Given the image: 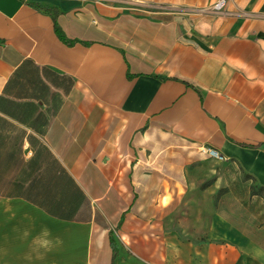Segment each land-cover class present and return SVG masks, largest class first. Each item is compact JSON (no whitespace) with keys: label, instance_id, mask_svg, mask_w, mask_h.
Returning a JSON list of instances; mask_svg holds the SVG:
<instances>
[{"label":"crops","instance_id":"crops-1","mask_svg":"<svg viewBox=\"0 0 264 264\" xmlns=\"http://www.w3.org/2000/svg\"><path fill=\"white\" fill-rule=\"evenodd\" d=\"M217 1L0 0V264H264L142 164L163 132L264 186V0Z\"/></svg>","mask_w":264,"mask_h":264},{"label":"rangeland","instance_id":"rangeland-1","mask_svg":"<svg viewBox=\"0 0 264 264\" xmlns=\"http://www.w3.org/2000/svg\"><path fill=\"white\" fill-rule=\"evenodd\" d=\"M163 134L146 140L142 164L146 176L154 171L160 181L175 183L172 211L178 231L188 236L195 234L190 229L191 216H198L200 210L205 214L219 212L264 247V190L255 178L233 160L210 156L203 148L165 149Z\"/></svg>","mask_w":264,"mask_h":264},{"label":"built area","instance_id":"built-area-1","mask_svg":"<svg viewBox=\"0 0 264 264\" xmlns=\"http://www.w3.org/2000/svg\"><path fill=\"white\" fill-rule=\"evenodd\" d=\"M228 0H218L215 4V9L222 10L227 5ZM203 152L208 153L213 157L224 158L216 148H203Z\"/></svg>","mask_w":264,"mask_h":264},{"label":"trees","instance_id":"trees-1","mask_svg":"<svg viewBox=\"0 0 264 264\" xmlns=\"http://www.w3.org/2000/svg\"><path fill=\"white\" fill-rule=\"evenodd\" d=\"M257 184H258V183H257ZM258 185H259V184H258ZM259 186H260V189H261V190H264V186H261V185H259ZM113 240H114V239H113V237L111 236V241L113 242Z\"/></svg>","mask_w":264,"mask_h":264}]
</instances>
